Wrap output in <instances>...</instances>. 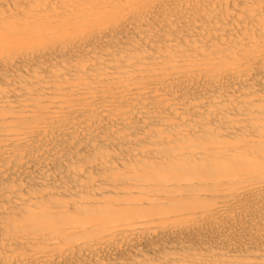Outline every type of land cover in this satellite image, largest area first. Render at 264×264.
Segmentation results:
<instances>
[{"label":"bare ground","instance_id":"6f19581e","mask_svg":"<svg viewBox=\"0 0 264 264\" xmlns=\"http://www.w3.org/2000/svg\"><path fill=\"white\" fill-rule=\"evenodd\" d=\"M0 264H264V0H0Z\"/></svg>","mask_w":264,"mask_h":264}]
</instances>
